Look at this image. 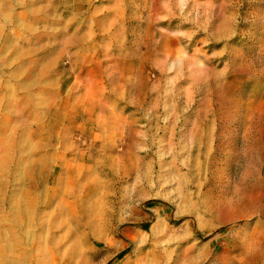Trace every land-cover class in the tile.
Here are the masks:
<instances>
[{
  "label": "rangeland",
  "instance_id": "obj_1",
  "mask_svg": "<svg viewBox=\"0 0 264 264\" xmlns=\"http://www.w3.org/2000/svg\"><path fill=\"white\" fill-rule=\"evenodd\" d=\"M1 264H264V0H0Z\"/></svg>",
  "mask_w": 264,
  "mask_h": 264
},
{
  "label": "crops",
  "instance_id": "obj_2",
  "mask_svg": "<svg viewBox=\"0 0 264 264\" xmlns=\"http://www.w3.org/2000/svg\"><path fill=\"white\" fill-rule=\"evenodd\" d=\"M0 264H1V262H0Z\"/></svg>",
  "mask_w": 264,
  "mask_h": 264
}]
</instances>
